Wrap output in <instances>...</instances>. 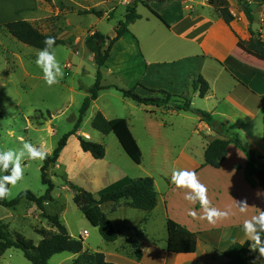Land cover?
I'll use <instances>...</instances> for the list:
<instances>
[{"label":"crops","instance_id":"crops-1","mask_svg":"<svg viewBox=\"0 0 264 264\" xmlns=\"http://www.w3.org/2000/svg\"><path fill=\"white\" fill-rule=\"evenodd\" d=\"M180 1L183 18L171 28L166 29L173 38H177L181 42L169 50H161L160 47H157L156 50H148L145 54L138 49V64L141 66L139 65L137 78L133 77V81H136L135 92L139 96L148 97L146 92L161 89L164 86L163 88L174 89H171L174 96H187L191 109L210 113L217 123L225 124L226 129L236 134L257 158V165L261 170L257 175L250 174L251 168L248 166L249 161L245 153L233 143L228 144L226 156L218 168L204 165L205 148L214 138L220 136L211 131L192 112L177 111L169 105L145 106L122 97L118 114L114 113L112 109L107 114L101 108H97L96 102L108 89L99 92L97 99L91 103L89 109H93V113L95 109H98V112L107 120L125 119L128 129L141 151V163L136 166L142 174L136 178H152L157 194V204L150 211L130 208L126 205L125 200L109 202L100 206L101 211L106 209L104 211L106 215H104L117 233V240L111 243L113 248L109 253L92 252L100 255L101 260L105 262L113 264H225L227 260L221 250L233 243L249 241L243 231V222L245 219L257 215L260 210H264V151L262 150L264 144V78L254 76L247 86H243L220 64L229 55L234 54L242 63L264 72V57L248 51L243 44L251 38V32L264 40V0L248 6L253 16L252 23L246 19L242 6L235 8L231 1L227 0L229 11L233 16V20L228 24L218 16L214 7L207 4V0H195V7L189 4L193 0ZM109 2L113 1L100 0L96 4H91L93 6L89 8L88 0H84V5L77 0H0V26L12 21L24 20L42 34L55 35L66 42L73 39L72 36L66 38L70 32L83 34L86 31V36L84 35L81 39V43L84 44L85 39L94 32L102 34L98 28L102 20L112 18V12L116 10L115 7L107 10L96 9ZM131 3L132 0H128L126 5H118L126 8ZM90 9L102 12L103 16L97 17L96 22L92 26H88L89 30L83 31L79 17ZM139 15L141 19L130 24L128 33L125 34L131 35L134 43L137 44L138 40L131 34V29L137 22L149 19L147 16ZM73 17L78 20L73 21ZM116 27L112 29L113 34L107 37L114 36ZM125 35L111 47L109 58L101 68V70H106V73L119 71L120 64H117L116 69L115 66L107 64L112 58L115 47L124 41ZM75 42L78 41L75 39ZM149 53L150 57L147 58ZM174 54L176 55L175 59L160 60V57H169ZM90 58L92 59V55ZM181 62L196 64L186 81L191 85L197 76H202L209 87L203 98H200L198 92H194L191 87V92L172 87V83H176V79L171 75L165 74L160 80L153 75V72L163 65ZM140 84L144 85L145 89L137 88ZM137 112L139 113L138 122ZM93 113H90L89 116L91 117ZM186 113L195 115V118L183 115ZM168 116H176L182 120L177 123L168 122ZM80 136L91 141L88 134ZM141 140L147 141V144L150 145L148 149L150 161L147 167H143L144 154L139 145ZM68 146L67 140L53 165L56 168L61 167L62 155ZM171 146L175 147L174 154ZM159 147L163 148L161 154ZM121 152H124L123 149ZM83 160L88 161L90 165L98 163L103 166L98 171H89L91 166H84ZM73 163L75 168L77 165L80 166L79 172L84 174L89 183L96 187L94 190L96 194L126 177L119 176L107 180L114 176L116 166L114 161L108 159L106 149L104 157L95 160L80 149L78 141L73 148ZM177 169L195 170L200 182L207 186L208 198L212 206L228 211L229 217L219 220L215 224H210L206 219L201 218L204 213L200 203L185 200L186 190L176 188L171 182V174ZM245 199L249 208L246 213L241 214L236 207V202ZM130 210L137 212L132 213L133 211ZM190 211H195L197 215L195 217L189 215ZM118 214L119 216H117ZM108 215L114 218L110 219ZM167 219L193 233L217 234V248L203 240H198L196 249L192 253L168 252L166 248ZM54 229H51L52 233L56 232ZM69 235L75 238L71 234ZM72 256L75 257V255ZM249 264H264V257L258 253Z\"/></svg>","mask_w":264,"mask_h":264},{"label":"rangeland","instance_id":"rangeland-1","mask_svg":"<svg viewBox=\"0 0 264 264\" xmlns=\"http://www.w3.org/2000/svg\"><path fill=\"white\" fill-rule=\"evenodd\" d=\"M77 1L84 5V0ZM230 1L235 8L247 5L245 0ZM255 1L259 3L261 0ZM98 2L100 0H88L87 6L91 8L93 6L91 4ZM127 2L128 0H118L96 8L97 10L99 8L105 10L113 7L116 8L112 12L110 20H102L99 24L98 28L104 36H111L113 34L112 29L117 26L118 22L124 20L125 7L118 4L126 5ZM195 2L193 0L189 4L195 7ZM136 12L144 17H149L148 21H139L131 29V34L137 38L138 44L134 43L131 35H125L124 41L115 47L112 58H110L107 64L115 66V69L117 64H120L119 71L106 73V70L100 69L102 85H112L122 89L135 88L136 81H133V77L137 78L140 65L138 64V49L145 54L148 50H154L157 47H160L161 50H169L181 42V40L171 36L170 32L150 13L145 5L138 3ZM79 13L81 14V12ZM79 18L81 29L84 31L85 29L89 30L88 26H92L96 22L97 16L83 13ZM72 19L73 21L78 20L76 17ZM69 34L66 38L72 36V41H64V45H58L52 49L63 69L64 76L58 84L49 87L43 79L41 68L35 63L40 50L18 42L3 27L0 28V81L5 84L4 86H0V150H19L22 148L24 142H30L42 148L50 155L61 137L73 129L79 109L87 95V90L94 84L96 66L90 58L92 54L81 43V39H83L86 31L83 34L72 32ZM75 39L78 42H75ZM149 57L150 53L147 54V58ZM167 58L168 60L175 59L176 55L160 57V60H167ZM195 66L196 64H188L187 62L167 64L155 70L153 75L159 80L165 74L171 75L176 79V83H172V87H178L183 91L191 92L190 82L186 80ZM141 84L137 88L142 89L145 87ZM163 87L153 90L157 92L149 90L145 94L148 97L162 98L164 95L158 91H165L167 94L172 95L168 104L172 108L175 105L181 104L182 100L187 98L185 95L174 96V93H172L174 89L171 88V90L169 87ZM122 99L119 92L114 89H108L98 99L96 105L97 108H101L107 114L110 109L118 114L117 111L121 106ZM93 111L90 108L83 117L78 129V135L88 134L91 142L102 144L107 151L108 159L114 161L116 166L115 174L107 180L118 178L119 176L137 179L136 177L142 174V172L124 152H121L122 149L116 137L112 133L102 135L92 129L90 124L91 118L98 112V109H95L94 113ZM90 113H93L91 117L89 116ZM183 115L195 118V115L191 113ZM136 119L138 122V112ZM167 119L168 122L173 121L175 123L182 120L176 116H168ZM77 141L76 136H70L68 139L69 146L62 155L61 167L56 168L55 166H51L47 171L48 177L53 184V191L51 192L52 200L47 202L44 208L48 215L58 218L60 223L66 228L68 234H71L76 239H82L83 251L89 253H109L113 248V244L104 242L97 228L93 227L79 211L72 200L73 192L67 185L69 181L83 190L91 194L93 193L95 196L98 194L94 191L96 187L89 183L84 174L79 172L80 166L77 165L75 168L73 165V148ZM139 145L144 154L142 159L143 167H147L150 161L148 155L150 145L144 140H141ZM162 149V147H159L160 154ZM171 149L174 154L176 152L175 147L171 146ZM82 162L86 167L91 166L89 171H98L103 166L98 163L90 165L86 160ZM41 166L42 160L25 159L23 161L24 177L15 186H8L11 194L6 199L12 200L23 191H29L36 197L44 195L46 187L41 183ZM104 211L106 209L102 211L103 214H105ZM130 211H133L132 213L137 212L134 210ZM108 216L110 219L114 218L111 215ZM0 221L8 226V230L12 236L15 233H19L25 239L32 241L34 245H37L41 240V236L38 234L39 230H45L50 233L51 229H54L46 219L40 216L36 206L24 199L14 209L0 207ZM83 231H86L87 235L79 236ZM73 258L70 253H61L51 257L49 264H72ZM0 264L30 263L23 257L20 250L12 248L5 251L0 257Z\"/></svg>","mask_w":264,"mask_h":264},{"label":"trees","instance_id":"trees-1","mask_svg":"<svg viewBox=\"0 0 264 264\" xmlns=\"http://www.w3.org/2000/svg\"><path fill=\"white\" fill-rule=\"evenodd\" d=\"M138 3L145 5L150 13L167 29L180 22L183 18L180 0H132V3L125 8L126 13L124 15V20L118 23L112 38L94 32L85 39L84 45L92 54V60L96 66L94 84L87 90V95L79 109L78 117L73 129L63 135L52 153L47 156V159L42 160L40 178L42 185L46 187L44 195L36 197L29 191H23L12 200H7L6 198L0 200V207L7 209H14L23 199L33 203L39 211L40 216L46 219L52 227L56 229V232L48 233V231L39 230L38 234L41 236V240L37 245H34L32 241L25 239L19 233H15L12 236L8 230V226L0 221V257L5 251L14 248L20 250L23 257L30 264H49L51 257L61 253L75 255L72 259V264H113L111 262L102 261L100 255L83 251L82 239L72 238L56 216L48 215L46 213L44 206L46 202L52 200L51 192L53 191V184L48 177L47 171L49 167L56 163L60 152L65 147L70 136H76L80 149L84 153H88L93 159L99 160L104 157L105 149L102 144L91 142L82 136L77 135L83 117L91 103L97 99L99 92L105 89H114L119 92L123 98L130 99L137 104L145 106L162 107L169 104L172 95L167 94L162 90L158 91L164 95L162 98L142 97L135 92V88L122 89L116 86H103L101 84L102 75L100 69L108 60L111 47L128 33V26L130 24L141 19V16L136 12ZM207 4L215 8L218 16L225 23L228 24L233 20L227 0H207ZM242 7L246 19L249 23H252L253 16L250 8L246 5H243ZM83 13L94 14L98 18L103 16L102 12L96 10H89ZM1 27H3L7 33L18 42L37 50H41L45 47L44 41L47 37L55 38V45L53 47L65 44L63 40L57 38L55 35L42 34L39 30L24 20L8 22ZM243 44L248 51L264 57V40L256 37L252 32L251 38L248 41L243 42ZM220 64L243 86H247L254 76L264 78L263 71L242 63L234 54L229 55ZM191 88L194 92H198L200 98H203L209 89L207 82L200 75L193 80ZM150 91L157 92L153 90ZM174 109L177 111L192 112L197 115L211 131L220 136L214 138L205 148L204 165L218 168L226 156L228 144L233 143L245 153L249 161L248 166L251 168L249 170L250 174L257 175L261 170L257 165V158L241 142L239 137L226 129L225 124L217 123L210 113L198 109H191L190 100L188 98L183 99L181 104L175 105ZM90 124L93 130L102 135L112 133L129 159L136 165L141 163V151L132 137L125 119L117 118L107 120L100 112H97L92 118ZM7 174L9 173L0 171V176ZM67 185L73 192V203L88 222L93 227L97 228L100 237L106 243L115 242L117 240V233L101 211V205L109 202L125 200L126 205L130 208L150 211L153 210L157 204V194L154 190L153 180L150 177L137 179L124 178L103 189L97 194V196H94L69 181L67 182ZM166 231V248L170 253H192L196 249L198 240H203L214 248H217V234L193 233L170 219H167L166 221ZM221 253L227 260L225 264H248L259 252L258 250L255 252L250 251V242L245 241L244 243H233L225 249H222Z\"/></svg>","mask_w":264,"mask_h":264},{"label":"clouds","instance_id":"clouds-1","mask_svg":"<svg viewBox=\"0 0 264 264\" xmlns=\"http://www.w3.org/2000/svg\"><path fill=\"white\" fill-rule=\"evenodd\" d=\"M45 47L38 52L36 65L43 72L45 83L51 87L58 84L63 78L64 73L60 63L57 61L55 52L52 50L55 45L54 37H47L44 41ZM5 84L0 81V86ZM48 153L42 148L33 145L30 142H24L19 150L7 149L0 150V171L9 173L0 176V200L7 198L11 192L8 185L15 186L24 177L23 161L27 160H45ZM171 182L178 189H185L184 199L196 203L199 202L208 223L215 224L217 221L228 218V211L220 210L212 206L208 198L207 186L200 182L195 170L177 169L171 174ZM259 195V193H258ZM236 207L241 214L247 212L249 205L247 200L236 202ZM189 215L195 217V211H190ZM243 231L248 236L250 251L259 252L264 257V210H260L257 215L245 219L243 222Z\"/></svg>","mask_w":264,"mask_h":264},{"label":"built area","instance_id":"built-area-1","mask_svg":"<svg viewBox=\"0 0 264 264\" xmlns=\"http://www.w3.org/2000/svg\"><path fill=\"white\" fill-rule=\"evenodd\" d=\"M246 2H247V5L249 6L250 4H254V3H256V1L255 0H245ZM246 5V6H247ZM262 150L264 151V144H263V146H262ZM86 234H87V232L86 231H83L82 233H81V235L80 236H86Z\"/></svg>","mask_w":264,"mask_h":264}]
</instances>
